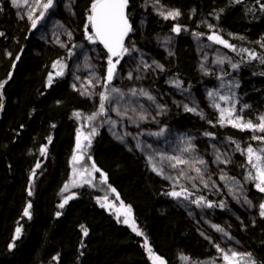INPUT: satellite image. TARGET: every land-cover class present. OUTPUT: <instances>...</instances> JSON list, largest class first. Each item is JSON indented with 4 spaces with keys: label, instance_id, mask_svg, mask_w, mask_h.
Instances as JSON below:
<instances>
[{
    "label": "trees",
    "instance_id": "1",
    "mask_svg": "<svg viewBox=\"0 0 264 264\" xmlns=\"http://www.w3.org/2000/svg\"><path fill=\"white\" fill-rule=\"evenodd\" d=\"M150 1L162 6L174 2L179 7L177 20H170L166 27L158 26L156 18L150 21L145 38L151 42L173 34L181 43L176 71H169L161 79L164 84L188 82L192 88L197 87L191 40L195 36L208 38L210 33L192 18L195 9L198 14L217 19L222 40L232 45L227 49L240 69L238 90L252 107L247 115L254 120V109L255 113L262 110L264 103V0ZM91 2L77 0L83 28L88 24ZM144 2L129 0L131 25L141 15ZM8 4L9 0H0V264H154L153 256L161 257L165 264H205L206 252L185 236L161 205L171 195L154 189L144 178L128 173L117 159L98 151L97 125L107 117L103 114L95 122H84L81 115H75L80 111L65 93L67 65L58 68L62 74H57L51 84L48 79L44 81L47 65L29 38L16 33ZM177 26L178 33L173 31ZM87 31L91 32L90 26ZM132 38L133 33L126 39L125 48ZM176 121L187 132L232 145L239 160L236 175L246 179L253 190L256 181L249 179V173H255L247 162L246 148L254 145L259 150L264 143L254 142L250 134L233 127L207 129L198 122L192 126L184 113H178ZM79 132L90 141L86 142L85 158L76 151ZM42 148L46 149L44 153ZM74 156L78 157L75 161ZM91 192L97 194L95 203L88 201ZM188 193L201 204L222 206L219 192L189 189ZM68 197L71 199L60 208ZM106 201L115 202L125 214L118 209L114 215L102 206ZM29 203L31 218L24 216ZM133 222L142 235L132 230ZM82 225L88 230L87 236ZM17 228L21 229L18 238ZM10 244L14 246L10 248ZM251 244L254 258L264 264V241L251 239Z\"/></svg>",
    "mask_w": 264,
    "mask_h": 264
},
{
    "label": "rangeland",
    "instance_id": "2",
    "mask_svg": "<svg viewBox=\"0 0 264 264\" xmlns=\"http://www.w3.org/2000/svg\"><path fill=\"white\" fill-rule=\"evenodd\" d=\"M146 1L141 6V15L138 14L131 26L133 38L128 52L116 59L119 63H116L111 82L107 81L109 53L97 42L86 38L85 28L78 23L77 0H53L52 7L44 12L35 28H32L28 16L31 13L34 19L39 17L47 0H27L26 3L25 0H17L19 6H14L13 1L11 6L16 33L31 39L33 48L38 49L44 63L57 54L74 49L67 66L65 93L72 102L83 104L85 113L89 115H94L91 110L98 107L96 100H100L102 94L109 97L104 101L107 110L100 114L105 113L107 117L100 135L106 153L133 173L142 174L155 187L181 193L179 197L171 196L168 202L164 201L163 207L185 236L206 252L205 264H225L223 253L217 246L229 255L231 251L250 253L258 264L251 239L264 241V217L258 211L264 192L256 186L252 190L246 179L237 177L239 160L232 145L187 132L176 121L177 114L184 113L192 126L198 122L207 129L233 127L228 123L227 112L221 123V110L233 108V118L240 115L244 121L252 120L247 113L253 109L238 90L240 69L232 67L233 61L224 44L209 39L210 36L222 39L218 20L203 19L192 9V18L197 25L210 33L208 38L195 36L191 40L197 59L196 78L202 83L200 91L192 92L181 82L170 83L163 91L147 88L146 84L163 78L178 65L181 43L173 34L161 35L152 43L145 41L150 21L156 18L158 26L166 27L176 17L165 19L164 16L170 11H179L174 2L162 6ZM113 88L119 92H112ZM209 92L214 95L210 97ZM185 106L195 111H186ZM255 111L253 123L264 116V103L262 110ZM145 121L153 126L133 130ZM235 129L250 134L251 138L263 134ZM81 142L78 150L85 158L87 143L84 139ZM189 144L192 149L184 151ZM173 157L187 163L172 167L176 163L175 159H170ZM143 158H146V166L138 165L139 171L131 169ZM200 160L204 163H199ZM190 187L219 192L222 206L214 208L197 203L188 193ZM104 206L114 215L118 214L115 202L106 201ZM121 213L125 214L124 211Z\"/></svg>",
    "mask_w": 264,
    "mask_h": 264
},
{
    "label": "snow or ice",
    "instance_id": "3",
    "mask_svg": "<svg viewBox=\"0 0 264 264\" xmlns=\"http://www.w3.org/2000/svg\"><path fill=\"white\" fill-rule=\"evenodd\" d=\"M27 0H25V3ZM14 6H19L17 0H13ZM129 0H92L90 8H89V14L87 16L88 24L86 25L85 31H86V38L95 43L96 41H99L104 45V47L108 50L109 53V59H108V70H107V81L111 82L114 75V70L116 63H119V60H116L115 63H113L112 57H122L123 54L128 52V49L124 47V39L128 35L129 32L132 31L131 24L129 23V19L127 16L126 9L128 8ZM53 5V0H47L46 3L42 5L43 10L39 17L33 18V15L30 13L28 16V19L32 21V28L36 27V24L39 19L43 18L44 12H46L50 7ZM264 7V6H262ZM163 15V13H161ZM180 13L178 11H170L167 15L164 16L165 19H168L169 17L175 18L179 16ZM91 28V34H88L87 30L88 27ZM175 32H179L180 28L179 26L175 27L173 29ZM2 35V33H0ZM69 35H71L69 33ZM209 39L215 40L217 43L224 44L225 47H232V45L228 44L226 41L222 40L219 36H210ZM246 51V50H245ZM252 58H255L254 54L249 53ZM16 59L18 60L19 57L17 56ZM55 67V65H54ZM233 68H236L237 65L233 64ZM58 75L62 73H57ZM52 77L49 76V84H51ZM179 86V85H177ZM0 88H3V84L0 83ZM112 92H119L118 89L113 88L111 90ZM135 95V91L132 93ZM144 95H147V93H143ZM208 95L211 97L214 95V93L209 92ZM149 99H152V97H148ZM109 97L107 95H101V102H100V113H103L105 111V105L104 101L108 100ZM221 99H228L227 97H221ZM247 107V105H245ZM3 108V104L0 103V109ZM186 111H195L194 108H188L185 106ZM235 109H228V110H221V123L224 122L225 118V112H227L228 116V123H230L233 127L239 128L241 130H251L253 132H260L264 133V116H260L258 118L257 123H253L252 120L244 121L243 118L240 115H236L235 118H233V112ZM77 117H79V113H75ZM142 119L144 117H141ZM95 119V114L93 116L89 117V120ZM255 140H259L262 143H264V136H253L252 137ZM84 139H89L88 137H84ZM90 142V141H89ZM239 148V145H237ZM81 148L80 143V136L77 137V149ZM192 149L191 144H189L188 148H185L184 151H190ZM46 149L42 148L41 152L44 153ZM246 155H247V162L253 169H255V175L252 173H249V179H252L256 181V188L260 192H264V148H261L259 150L254 149L252 146H248L246 148ZM78 157L74 156L73 160H77ZM170 159H175L176 163L172 165V167H176L178 164L181 163H187V161L181 160L179 157H173ZM219 159V157H217ZM199 163L203 164L204 161L200 160ZM39 167V165H37ZM93 167H95L93 165ZM155 170V168H154ZM98 171V169H97ZM196 171L199 173L200 169H196ZM73 183H76L74 180ZM68 185H65V190H67ZM114 191V190H113ZM28 195H32V191L29 190ZM169 195L173 197H179L181 193L179 192H171ZM68 199H71V197L66 198L63 203L59 205L60 208H63L65 204L68 203ZM200 201H197L199 203ZM250 203V202H249ZM104 206V205H102ZM32 205L29 203L27 207L24 209V216H27L31 218V209ZM208 207H212L211 204L208 205ZM260 215L264 217V204L260 205ZM131 209L130 207L125 210L126 215L130 213ZM60 213H57V216H59ZM128 219L126 218L124 223H128ZM81 229L83 231V234L85 236L88 235V230L83 225L81 226ZM132 230L137 233V235H142L141 232L135 227V224L133 222ZM220 231H223L222 229H218ZM21 234V229H16V238H18ZM147 245V241L145 242ZM14 245L10 244L9 247H13ZM218 250H220L223 253V259L225 261V264H255V261L252 260L251 254H241L237 253L235 251H231L230 255L228 253H225L223 249H219V246H217ZM148 252L151 255L152 250L149 247ZM154 264H165V261L159 257V256H153Z\"/></svg>",
    "mask_w": 264,
    "mask_h": 264
},
{
    "label": "bare ground",
    "instance_id": "4",
    "mask_svg": "<svg viewBox=\"0 0 264 264\" xmlns=\"http://www.w3.org/2000/svg\"><path fill=\"white\" fill-rule=\"evenodd\" d=\"M12 1L13 0H9V7H10V10H11V13H12ZM170 3V2H169ZM143 5V4H142ZM178 6V5H177ZM197 16H199V17H201V18H203V19H209V18H212V17H205V16H203V15H201V14H198L197 13ZM78 17V23H79V25L81 26V24H80V20H81V18L79 17V16H77ZM219 23V22H218ZM219 27H220V25H219ZM131 34V32L128 34V36L126 37V39L129 37V35ZM147 37V36H146ZM126 39H125V41H126ZM29 40H30V42H31V45H32V47H33V44H32V41H31V39L29 38ZM157 40V39H156ZM155 40V41H156ZM125 41H124V43H125ZM155 41H146V42H148V43H152V42H155ZM79 42H81V40L80 41H78L77 43H79ZM98 44H99V42L98 41H96ZM101 45V44H100ZM102 46V45H101ZM35 47V46H34ZM36 48V47H35ZM37 49V48H36ZM35 49V50H36ZM72 50H74V49H72L71 48V50L69 49L68 51H66V52H64L63 54H57V55H55L51 60H49L47 63H45V65H47V67H46V71H45V73H46V75H45V77H44V81L46 82L47 81V79H48V81H49V77L48 76H50L51 75V77H52V79L53 78H55L56 76H57V73H58V68L59 67H61V66H65V65H69V61H70V56H71V52H72ZM37 51H38V49H37ZM196 58V57H195ZM232 59V58H231ZM54 65H55V67H54ZM196 65H197V59H196ZM175 68V67H174ZM171 69V70H173L172 72H174V71H176V69ZM196 69V68H195ZM170 70V71H171ZM167 74V73H166ZM196 77H197V75H196ZM179 78H180V76H179ZM162 78H160V79H158V80H156V81H154V82H152V83H149V84H146L147 86V88L149 87H151V88H154V89H156V90H159V91H163V90H166L167 88H168V86H169V84H167V83H165L164 84V82L161 80ZM66 82V81H65ZM207 83H208V80L206 81ZM144 83V82H143ZM185 83V84H184ZM183 84L185 85V87L187 86V89H189L190 91H192V92H199L200 91V88L202 87V83H201V81H199L198 80V78H196V84H197V87H195V88H192V86H190V84H188V82H184ZM121 84V83H120ZM119 85V84H118ZM118 85H116V86H118ZM96 103H97V105H98V107H99V109H94V110H91L95 115H100L101 113H100V100H96ZM74 105H75V107H76V109H78L79 111H80V115L82 116V119L80 120V121H82L83 119H84V122L85 121H91V120H89V117L92 115L93 116V114H91V115H89V114H86L85 113V110L83 109L84 108V105L83 104H80V103H74ZM106 105L107 104H105V110H107V108H106ZM105 114V113H104ZM97 119V116H95V120ZM95 120L94 119H92V121L91 122H95ZM147 122L145 121V124H139V126L138 127H135V128H133V130L134 131H136V130H141L142 128H149V127H152L153 126V124H146ZM103 125H104V123L103 122H101V123H99L97 126H98V133H99V142H100V147H99V152H101L102 154H104V155H107L108 153H106V151H105V148H104V143L102 144V142H101V137H100V135H101V130H102V128H103ZM78 134H81L82 136H81V138H80V142L84 139V137H87L83 132H79ZM78 134H77V136H78ZM193 134H195V133H193ZM89 138V137H88ZM86 142H88L89 141V139L88 140H85ZM76 147H77V137H76ZM76 151H79V150H77L76 149ZM123 167H124V169L128 172V173H132V174H134V175H137V176H140V177H142L143 178V175L142 174H138V173H133V171H130V170H128L126 167H125V165H123V164H121ZM138 165H145L146 166V158H143L142 160H140V161H137L136 163H135V165H134V167L133 168H131V169H133V170H136V171H139V169H140V166H138ZM151 165V164H150ZM239 169V168H238ZM238 169H237V172H238ZM236 172V173H237ZM235 173V174H236ZM102 177H105V175L104 174H102ZM144 179H145V177H144ZM239 179H242V178H240L239 177ZM146 180V179H145ZM147 181V180H146ZM154 189H156V190H160V191H165V192H168V193H171V191L170 190H163V189H159V188H157V187H155L154 185H152L149 181H147ZM189 189H196V190H198L199 188H197V187H190ZM200 189H205V188H201L200 187ZM210 194H213V193H215V192H210L208 189H206ZM89 195H91L90 197L91 198H89L88 199V201H90V202H93L94 201V203L96 202V198H97V194L96 193H94V192H91ZM164 201H167L168 202V199H163V201H162V207L164 206ZM164 208V207H163ZM118 209H120L121 211L120 212H122L123 211V209L121 208V207H117V211H118ZM109 210V209H108ZM119 212V213H120ZM106 213L107 214H109L112 218H114V215L111 213V212H109V211H106ZM166 213H167V211H166ZM167 215H168V213H167ZM169 216V215H168ZM97 219V218H96ZM97 220H99V219H97Z\"/></svg>",
    "mask_w": 264,
    "mask_h": 264
},
{
    "label": "water",
    "instance_id": "5",
    "mask_svg": "<svg viewBox=\"0 0 264 264\" xmlns=\"http://www.w3.org/2000/svg\"><path fill=\"white\" fill-rule=\"evenodd\" d=\"M127 9H128V8H127ZM127 9H126V12H127ZM129 23H130V22H129ZM130 24H131V23H130ZM129 33H130V32H129ZM129 33H128V34H129ZM127 36H128V35H127ZM127 36H126V37H127ZM126 37H125V39H126ZM125 39H124V41H125ZM98 42H99V41H98ZM99 44H101V45L104 47V45H103L102 43L99 42ZM104 48H105V47H104ZM105 49H106V48H105ZM106 50H107V49H106ZM107 51H108V50H107ZM78 135H79L80 138H81L82 135H81V134H78ZM77 137H78V136H77ZM84 140H88V139H84ZM80 143H82V142H80ZM76 149H77V147H76ZM77 150H78V149H77Z\"/></svg>",
    "mask_w": 264,
    "mask_h": 264
}]
</instances>
